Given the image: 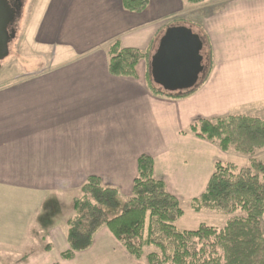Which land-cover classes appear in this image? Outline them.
<instances>
[{
    "label": "crops",
    "instance_id": "crops-1",
    "mask_svg": "<svg viewBox=\"0 0 264 264\" xmlns=\"http://www.w3.org/2000/svg\"><path fill=\"white\" fill-rule=\"evenodd\" d=\"M188 5L149 0L143 12L130 13L121 0L43 4L35 41L45 50L44 66L0 85V207L3 215L26 212L28 223L36 221L38 235L43 230L52 247L21 264L46 263L51 254L58 258L50 264H143L105 227L88 250L61 259L69 249L72 200L86 179L96 177L128 198L137 160L146 155L167 192L191 202L230 151L188 133L189 126L231 115L264 120V0ZM182 14L196 27V33L185 29L197 36L200 50L202 40L207 43L210 62L204 68L199 50L202 78L198 74L190 88L177 91L193 90L186 97L173 99L150 89L148 50L168 24L164 19ZM114 42L148 54L135 77L109 74L108 48Z\"/></svg>",
    "mask_w": 264,
    "mask_h": 264
},
{
    "label": "trees",
    "instance_id": "trees-1",
    "mask_svg": "<svg viewBox=\"0 0 264 264\" xmlns=\"http://www.w3.org/2000/svg\"><path fill=\"white\" fill-rule=\"evenodd\" d=\"M198 3L202 0H188ZM149 0H121L130 13L143 12ZM148 54L108 48V72L116 77H135L136 67ZM155 95L180 99L186 92ZM188 133L216 144L226 153L250 155L264 148V120L231 115L193 122ZM72 200L73 216L67 222L68 251L60 257L72 260L75 253L88 250L96 233L105 227L126 253L145 264H264V162L250 160L248 167L217 162L204 192L190 203L195 212L221 213L227 217L221 228L200 225L195 230H178L183 215L180 202L170 195L163 181L153 176V161L142 155L131 195L123 199L114 188L89 177ZM154 250L144 254V249ZM45 252L52 250L50 244Z\"/></svg>",
    "mask_w": 264,
    "mask_h": 264
},
{
    "label": "rangeland",
    "instance_id": "rangeland-1",
    "mask_svg": "<svg viewBox=\"0 0 264 264\" xmlns=\"http://www.w3.org/2000/svg\"><path fill=\"white\" fill-rule=\"evenodd\" d=\"M182 1L185 7L189 6L188 3L190 1ZM45 2L46 0L25 1L22 14L16 22L14 29L15 37L8 43V54L4 60L0 62V85H3L4 82H6L13 75H19L28 70L42 68L44 66L46 62V57L43 55L45 50L37 47L35 41V31L41 23L43 17L42 6ZM176 16L177 15H174L170 18L164 19L168 21V24L161 28L156 35V38L153 39L148 50V63L150 66L148 70V82L150 85L154 86L156 89H160L162 92L173 93L176 91L166 90L164 87L159 85L157 83L158 80L156 78L155 71L152 68L153 60L159 53L160 45L163 39L167 36L171 29L176 27L188 28L192 30L193 33L197 32L195 26L187 24V22L184 21L183 14L180 15L181 17ZM202 42L203 48L200 50V56L202 58V65L206 68L210 62V52L204 39ZM201 78L202 74H199L198 79L200 80ZM225 160L226 164H234L239 168L248 167L250 160L264 162V148L255 150L250 155H241L230 151ZM190 203L191 202L188 200L180 202L183 215L175 223L178 230H195L200 225L221 228L224 225L223 221H226L227 219L225 215L204 210L195 212L191 209ZM27 212L30 213L29 211ZM25 213L26 212H22L17 209H12L10 211L5 210V214L3 215V211L0 207V264H21V262L28 256L41 252L47 244H50V241L43 234V230H41L38 235L40 227L36 221L34 224L28 223L29 218L26 217ZM48 228H50V226ZM153 250V247L145 248L144 254ZM57 258V254H51L47 258L48 261H46V263H42L43 261H41L40 264H50ZM139 262L145 264L143 260ZM31 263L34 264V262Z\"/></svg>",
    "mask_w": 264,
    "mask_h": 264
},
{
    "label": "water",
    "instance_id": "water-1",
    "mask_svg": "<svg viewBox=\"0 0 264 264\" xmlns=\"http://www.w3.org/2000/svg\"><path fill=\"white\" fill-rule=\"evenodd\" d=\"M7 18L5 7L0 0V62L7 56V45L15 37L14 31H6ZM200 47L197 36L189 30L181 27L171 29L153 60L152 68L157 83L169 91L190 88L202 70L201 58L198 55Z\"/></svg>",
    "mask_w": 264,
    "mask_h": 264
},
{
    "label": "flooded vegetation",
    "instance_id": "flooded-vegetation-1",
    "mask_svg": "<svg viewBox=\"0 0 264 264\" xmlns=\"http://www.w3.org/2000/svg\"><path fill=\"white\" fill-rule=\"evenodd\" d=\"M26 0H2L7 13L6 31H14L16 22L19 20ZM201 63V62H200Z\"/></svg>",
    "mask_w": 264,
    "mask_h": 264
}]
</instances>
